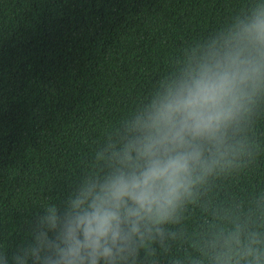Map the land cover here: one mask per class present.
<instances>
[{"label": "trees", "instance_id": "obj_1", "mask_svg": "<svg viewBox=\"0 0 264 264\" xmlns=\"http://www.w3.org/2000/svg\"><path fill=\"white\" fill-rule=\"evenodd\" d=\"M257 2L0 0V251L29 243L43 208L103 169L95 151L159 79ZM236 141L234 163L129 264H214V245L237 229L264 253V97Z\"/></svg>", "mask_w": 264, "mask_h": 264}, {"label": "clouds", "instance_id": "obj_2", "mask_svg": "<svg viewBox=\"0 0 264 264\" xmlns=\"http://www.w3.org/2000/svg\"><path fill=\"white\" fill-rule=\"evenodd\" d=\"M179 71L163 75L149 97L120 121L94 153V165L62 205L48 204L31 241L0 264H129L198 186L234 163L233 137L264 97V0L224 30L187 50ZM255 234L221 236L214 264H261Z\"/></svg>", "mask_w": 264, "mask_h": 264}]
</instances>
